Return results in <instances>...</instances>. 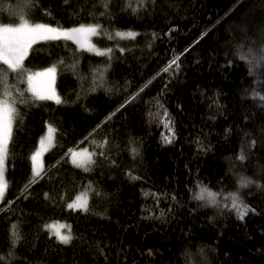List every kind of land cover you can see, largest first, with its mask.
Segmentation results:
<instances>
[{
    "label": "trees",
    "instance_id": "trees-1",
    "mask_svg": "<svg viewBox=\"0 0 264 264\" xmlns=\"http://www.w3.org/2000/svg\"><path fill=\"white\" fill-rule=\"evenodd\" d=\"M23 23L98 25L106 52L44 37L19 68L0 60L15 109L0 264H264V0H0V24ZM52 66L57 98L38 99L26 76ZM76 148L88 166L70 160ZM81 192L87 212L67 206ZM55 221L69 244L45 227Z\"/></svg>",
    "mask_w": 264,
    "mask_h": 264
},
{
    "label": "snow or ice",
    "instance_id": "snow-or-ice-1",
    "mask_svg": "<svg viewBox=\"0 0 264 264\" xmlns=\"http://www.w3.org/2000/svg\"><path fill=\"white\" fill-rule=\"evenodd\" d=\"M142 3L143 0H140ZM99 26H93V25H80L78 28H72V29H65L63 31V34L71 39L73 34H95L97 31V28ZM59 29L51 28L48 25L44 24H34V25H27V24H21L20 27H2L0 28V60H3L5 64H8L9 67H15L17 64H19L25 54L27 48L30 46L33 38L35 35H41L45 36L47 38H59ZM137 33L135 32H117L116 36L124 38H135ZM110 51V50H109ZM179 60V57H176L170 64L169 67L172 66V64H176V67H179V64L176 63V61ZM168 69L166 68L165 71ZM49 71H52V69H49ZM31 79V78H30ZM36 96L38 99H50V96L41 95L40 93H36ZM261 99H264V97H261ZM59 102V101H58ZM14 112L15 109L11 107L6 101H0V197H3L4 192L6 190V181L4 180V173H5V161L8 156V142L11 139L12 136V120L14 118ZM165 116H167V112H165ZM171 125V120L169 119L168 125ZM54 131V129L49 126V137L48 139L51 141L52 136L51 133ZM169 131L172 132V136L165 137L166 143H171L172 138L174 136V131L171 127H169ZM102 154V153H101ZM243 158V156L241 157ZM35 159V157H33ZM87 170V169H85ZM35 175L39 176V172L35 173ZM134 179L136 177H133ZM244 182L242 181V184ZM205 194L212 198L213 202H215V194L208 191L207 189H201L200 194L197 196L198 199H205ZM232 199V206L233 208L237 209L239 214L241 215V218L244 214L249 211L246 205H243V203L240 201L239 196L237 194L231 195ZM77 201L80 202H73L68 204V208L70 209H80L85 212L88 211V203L87 200H81L80 197H77ZM15 227V226H14ZM46 228L54 229V235L57 237V239L63 243V244H69L73 236L71 234V226L70 225H64V224H53V225H46ZM68 228L67 234L62 233V229ZM19 237L17 236V239Z\"/></svg>",
    "mask_w": 264,
    "mask_h": 264
},
{
    "label": "rangeland",
    "instance_id": "rangeland-1",
    "mask_svg": "<svg viewBox=\"0 0 264 264\" xmlns=\"http://www.w3.org/2000/svg\"><path fill=\"white\" fill-rule=\"evenodd\" d=\"M23 24H25V23H23ZM20 25L0 24V28L6 27V26L15 28V27H20ZM80 25L88 26V25H93V24H80ZM80 25L73 26V27H57V26H52V25H48V26H50L51 28L60 30L59 38H67L63 34V31L65 29L78 28ZM93 26H95V25H93ZM99 34H100V31L97 28V31L95 34H90V33L73 34L71 40L77 42L78 45L84 49L90 50V51L95 52L97 54L98 53L102 54V53L106 52V46H102L95 41V36L99 35ZM44 37L45 36L35 35L33 40L39 39V38H44ZM67 39H69V38H67ZM33 40H32V42H33ZM32 42H31L30 46L27 48L26 54H25L23 60L19 64H17L15 67H10V68L17 69L23 64L25 57L30 52ZM1 61H3V60H1ZM49 69H52V71H49ZM57 76H58V68L53 67V66L49 67V68L42 69V70L30 72L26 76V82L28 85V89L34 96H36V93H40L41 95L50 96L51 97L50 99H55V98H57V95H58L57 87H56ZM0 101H6V100L0 98ZM49 126H51V128L54 129V131L51 133V136H52L51 141L48 139V137L50 135L49 134ZM55 133H56V129H55L54 125H51V124L48 125L46 133L42 137L38 148L36 149V151L33 154V157H35V159H33V162H34L33 174H34V176H37V175H35V173H37V172H39V175H40L45 168V154L50 149V147L53 145ZM8 145H9V142H8ZM92 158H93V154L86 148H76L70 153V160L75 165H78L81 167L88 166L91 163ZM4 180L6 181V190H7L6 171L4 173ZM6 190L4 192L3 197H0V204L5 197ZM77 197H80L81 200L86 199L87 203L89 205V193L88 192H81L78 196H76V198L69 201L67 203V206H68V204L73 203V202H77V203L80 202V201H77ZM75 210H78V209H75ZM53 224L69 225L66 222H62V221H55V222L49 223L48 225H53ZM47 229L50 230V232L52 234L55 231L54 229H49V228H47ZM61 231H62V233L67 234L68 228L66 227V228L62 229Z\"/></svg>",
    "mask_w": 264,
    "mask_h": 264
}]
</instances>
